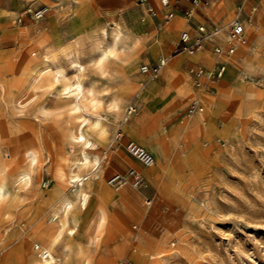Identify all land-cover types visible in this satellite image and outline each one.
I'll return each mask as SVG.
<instances>
[{
  "label": "bare ground",
  "instance_id": "1",
  "mask_svg": "<svg viewBox=\"0 0 264 264\" xmlns=\"http://www.w3.org/2000/svg\"><path fill=\"white\" fill-rule=\"evenodd\" d=\"M42 1L46 3V15L55 14L58 18L70 14L78 16L87 8L86 0L83 5L78 0ZM65 7L71 9L63 13ZM233 18L212 30L205 28V43L219 39L223 45L229 39V26ZM94 19L95 17L83 21L85 31L81 35L74 37L69 29L61 31L64 44L60 45L52 40L44 49L32 52L21 63L14 59V50L0 48V118L5 120L10 136H21L29 130L39 146L36 148L33 145L22 150L23 163L15 173H10L14 156L4 153L7 150L3 151V146H0V222L10 213L21 212L30 213L28 219L34 225V233L26 234L31 240L30 245L25 247L22 239L11 249L6 246L10 250L3 254L1 264H87L91 258V246L101 241V236L110 231L111 227L127 233L128 222L116 207L120 206L139 217L143 216L145 211L141 202L146 193L145 188L130 181L129 173H122L113 181L106 180L105 183L101 176L105 156L96 151L104 146L105 153L110 144L111 132L121 127L124 133L153 155L150 167L142 173L154 178L159 172L166 171L163 163H170L169 154L173 150L180 154L190 146L200 149L202 131L211 121L215 122L220 104L214 93L208 92L204 86L196 89L195 86L198 87L201 82L196 81L194 86L189 75L180 70L183 58L193 62L203 60L208 68L213 63V68L218 63H223L225 69L228 65L237 71L235 77L242 79L257 64L251 53L260 44L263 35L262 30L253 25L256 37L251 44L246 42L236 45L235 50L240 49L243 53L240 59L232 57L235 51L231 56L215 51L218 59L214 62L216 57L206 56L202 48L184 49L177 58L171 57L169 53L160 56L159 58L166 60L158 73L160 81H166L168 89H175L177 96L179 94L181 97H190L185 121L166 129L156 118L150 124H145L140 118L128 122L130 115L137 112L138 108L143 111L141 115L145 116V110L154 104H149L152 101L151 92L157 88L159 82L137 69L139 62L136 46L140 39L143 40L144 25L151 20L150 15L147 12L143 16L121 14L117 19L111 18L110 21L97 24V27L88 28ZM239 20L246 29L248 24L241 18ZM43 29L45 24L40 23L19 27L15 40L24 44L28 41L25 35L40 33ZM204 72L203 68V72L195 73V77H200ZM143 75L148 82L142 81ZM135 77L139 80L136 81ZM222 77L223 75L217 80ZM234 86L230 81L225 85L220 82L216 84L217 92L226 95H230ZM199 100L206 106L203 113L199 111L204 108H196L194 105ZM25 115H32L43 124L51 122L58 126L61 121L65 126L60 130L69 145L68 153L71 157L67 172L58 169L56 175L70 189L64 190L52 183L49 175L36 187L34 178L40 166L42 150L49 153L51 149L46 148L42 142L40 127L33 126L28 119H22ZM6 154L9 155L8 158ZM44 174H47L46 168ZM138 174L141 176L139 171ZM34 191L38 203L32 209L24 195ZM91 199L97 201L94 207L95 233L86 236L83 242L76 240L78 229L85 221L80 213L88 208ZM28 227L30 228L29 225ZM114 260L101 261L105 264H116ZM129 264L132 263L129 261Z\"/></svg>",
  "mask_w": 264,
  "mask_h": 264
},
{
  "label": "rangeland",
  "instance_id": "2",
  "mask_svg": "<svg viewBox=\"0 0 264 264\" xmlns=\"http://www.w3.org/2000/svg\"><path fill=\"white\" fill-rule=\"evenodd\" d=\"M28 1L0 0V48L14 50V59L20 60L19 63L24 62L32 52L44 49L52 41L50 30L43 29L42 33L32 32L34 34L29 33L28 37L25 35L28 41L24 44L16 42L15 35L19 27H29L38 23L47 24L48 18L52 16L46 15L45 12L42 18H34L31 11L46 3L42 0ZM132 1L134 4L139 3L136 0ZM78 2L83 5L85 0ZM88 2L94 12L89 8L81 11L78 16L84 22L96 15L104 20L112 16L118 18L125 13L124 5L119 0H88ZM241 2L242 0H235L233 7L225 11H229L234 16ZM69 9L71 8L65 7L62 12H67ZM243 15L249 17L244 11ZM199 21L200 24L205 23ZM253 25L261 29L263 35L260 44L251 53L252 59L256 60L257 64L244 78L235 77L237 71L226 65L223 77L217 80L209 75L214 63L208 68L203 60L201 61L205 66L188 64L186 71H183L189 75L194 86L196 81L201 82V85L195 86L196 89L204 86L208 92L214 93L215 99L220 104L217 119L215 122L211 121L202 131L199 140L200 149L190 146L187 151H182L180 154L173 150L169 154L170 163H163L166 171L159 172L158 177L154 178L144 176L142 173L150 165H142L125 148V142L133 138L124 133L121 127L111 132L107 153L103 151L104 146H100L96 151L99 155L105 156L101 174L105 183L113 173H126L129 167H134L140 172L142 181L139 186L145 188L146 192L141 202L145 214L139 217L117 206V210L128 222V232H121L116 227H111L109 232L106 231L104 236H101V241L91 246L89 250L91 258L87 264H105L103 261L114 259L116 264H129V261L132 264H264V9L260 13L258 10L254 13ZM253 25L246 27L248 45L256 37V29L252 28ZM155 27L154 23H150L146 26V30L151 32ZM31 34L36 36L32 38ZM180 34L181 32L177 36L179 37ZM6 38L11 39L1 42ZM192 41V37L187 39V43ZM215 45L220 46L222 43L204 42L201 46L206 56L216 57L214 62L218 59L214 51ZM177 52L179 50H174L173 53ZM221 53L227 55L225 52ZM234 53L232 57L235 59H240L243 55L240 49H236ZM139 65L138 63L137 69ZM197 67L205 69L204 75L198 78L195 77L194 72H190V68ZM146 79L147 77L143 75L144 83L148 82ZM155 80L159 82L157 88L151 92L152 101L149 103L154 102V104L145 110V116L141 115L143 111L138 108L137 112L130 115L128 122L140 118L145 124H150L156 118L166 129L182 124L181 122L186 119L190 97H181L178 94L180 96L178 98L176 90L172 88L169 90L168 83L164 80L160 81L159 75ZM229 81L235 84V90L232 88L230 95L217 92V82L225 85ZM234 91H238L237 94H234ZM175 96L177 98L173 101ZM194 105L196 108H204L199 112H205L206 106L201 100ZM25 116L22 119H28L33 126L40 127L42 142L46 148L51 149L49 153L47 150H42L40 166L34 178L36 187L40 186L45 176L49 175L52 183L61 186L64 190L70 189V186L58 180L56 175L58 169L67 172L71 157L68 153L69 145L61 132L65 126L60 123L61 121L56 126L51 122L40 123L32 115L26 116L27 118ZM0 123V146H3V151L7 150L4 153L14 156L10 173H15L23 163L22 150L33 145L36 148L39 146L29 130L21 136H10L3 118H0ZM8 154H6L7 158ZM44 168L47 169V174H44ZM130 181H133L132 177ZM24 196L29 208L33 209L38 203L36 192L25 193ZM96 203V200L91 199L88 208L80 213L85 221L78 229L76 240L84 242L86 236L95 233ZM29 215L30 213L14 212L0 222V224L3 222L0 225V237H2L0 264L3 261V254L20 240L23 239L25 247L30 245L31 240L26 234L34 233V225L29 222ZM1 230L4 232L2 233Z\"/></svg>",
  "mask_w": 264,
  "mask_h": 264
},
{
  "label": "crops",
  "instance_id": "3",
  "mask_svg": "<svg viewBox=\"0 0 264 264\" xmlns=\"http://www.w3.org/2000/svg\"><path fill=\"white\" fill-rule=\"evenodd\" d=\"M86 1L87 8L94 12L88 0ZM119 1L124 5L125 15L138 14L143 16L145 15V12H147L151 17V20L144 25L143 40L141 41L140 39L136 46V55L140 65L141 63H154L156 58L159 59L160 56L166 53H169L173 58H177L179 54L184 51V49L179 50L177 47L178 43L182 45V42H180V36H177L180 32L181 34L182 32H187L189 35L188 38L192 37V42H194L199 35L203 36L206 32V30L200 32L198 30V25H203L204 29H213L230 21L234 16H237L250 26L253 25L254 13L257 10L260 13L264 9L263 0H242V6L237 8V12L232 16L229 11L225 10L233 7L235 0H202V5L197 6V8L193 10V13L188 18H185L184 11L190 7V4L184 0H169V4L166 6L161 5L159 0H149L148 3L138 4H134L132 0ZM148 6L151 7L152 12L148 11ZM243 11L249 16L248 18L243 15ZM168 13H171L172 16L168 17ZM51 15L52 16L48 18V23L45 24V29L50 30L52 40H55L60 45L64 44L61 34L63 29H69L74 37L84 33L85 25L79 16L70 14L63 18H58L55 14ZM111 18L116 17L112 16ZM110 19L102 20L101 17L96 15L94 21H92L88 28L97 27L100 24L110 21ZM199 20L204 21L205 23L200 24ZM150 23H154L156 27L151 32H148L146 26ZM10 39L11 38L2 39L1 42ZM202 39L201 45L197 49L202 48L201 46L205 42L204 37ZM135 41L136 38L134 42ZM211 43H220V40L212 39ZM154 45L155 47H150ZM173 46L174 48H172ZM174 50H179V52L174 54ZM181 64L180 70L186 71V65L192 64L194 66L197 64H203V62L201 60L199 62L186 61V59L183 58V63ZM135 80L138 81L139 78L135 77Z\"/></svg>",
  "mask_w": 264,
  "mask_h": 264
},
{
  "label": "built area",
  "instance_id": "4",
  "mask_svg": "<svg viewBox=\"0 0 264 264\" xmlns=\"http://www.w3.org/2000/svg\"><path fill=\"white\" fill-rule=\"evenodd\" d=\"M139 3H144L149 0H136ZM190 4V7H188L184 11L185 18H188L197 6L202 5V0H184ZM160 4L163 6H166L169 4V0H159ZM206 2V1H205ZM242 6H239V8ZM47 10V7L45 5H42L41 7L35 8L31 11L32 16L34 18H42ZM149 12H152L151 7L148 6ZM168 17L172 16L171 13L167 14ZM198 30L200 32H204L203 25H198ZM205 33L202 35H199V37L191 43H187V39H189V35L187 32L182 33L180 36V42H182V45L179 43L177 44V47L180 49H188L193 50L197 49L202 42V38L204 37ZM248 35L247 31L245 29L244 24L239 20V17L234 16L231 24H230V30H229V39L225 41V44L223 46L215 45L214 51L216 52H225L226 54H232L235 51L236 45L238 44H244L247 42ZM166 60L165 58H159L154 63H141L139 67V72L142 74L148 75L151 78H157L160 68L165 65ZM190 72H194L197 74H201L203 72L202 67H197L196 69L191 68ZM225 72V64L218 63L210 72L209 75H212L213 78L219 79L223 73ZM118 137V134L116 135ZM125 148L127 151L142 165H150L153 162V155L144 149L139 143L135 142L132 139H129L125 142ZM126 173L130 174V177H132V180L136 184H140L142 181L141 176L138 174V171L134 167H129L126 171ZM122 173L115 172L113 173L108 180L113 181L114 179L121 176Z\"/></svg>",
  "mask_w": 264,
  "mask_h": 264
}]
</instances>
